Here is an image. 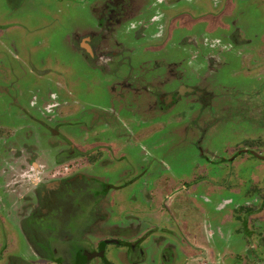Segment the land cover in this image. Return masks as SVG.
Masks as SVG:
<instances>
[{"label": "flooded vegetation", "instance_id": "1", "mask_svg": "<svg viewBox=\"0 0 264 264\" xmlns=\"http://www.w3.org/2000/svg\"><path fill=\"white\" fill-rule=\"evenodd\" d=\"M24 1L8 0L5 6L9 9L0 12V46L10 44L17 50V46H23L24 34L39 33L45 26L40 19H33L34 23L26 25L11 18L10 9L20 8ZM195 1L200 0H92V4L95 3L93 13L91 11L94 22L90 30L76 34V48L83 52L92 69L99 70L107 84L114 83L111 105L114 106L113 119L116 123L120 121L118 110L122 113L130 111L135 116L137 110L141 114L145 111L160 114V120L155 122L158 127L161 123L170 125L172 120H185L187 115L193 114V110L202 106V112L196 117L216 116L213 120L208 119L209 125L230 124L234 117L244 116V120L254 124L255 135L250 131L244 132L246 137L242 136L235 142L231 152L224 157L214 154L209 158L204 154L209 162L197 175L187 178L173 175L162 179L157 176L154 183V179L147 183V178L156 173H152L154 166L145 163L148 165L146 168L145 164L141 165L146 160L139 153L135 157L142 162L130 159L124 140L107 135V126L99 133L93 128L95 122L82 116L81 124L86 123L88 129L78 134L80 129L73 126L70 117L78 110L73 105L83 101L82 92H67L65 83L51 80L58 91L44 94L42 83H35L29 86L31 94L29 91L28 100L19 96L21 91H17L18 95L0 97V209L5 211L0 221L9 220L13 224L17 220L33 254L31 259H23L15 254V250L8 251L5 247L0 249V262L3 257L9 259V263L3 261L7 264L11 263V258H18L19 264H152L157 246L154 243L158 241L150 235L158 236L161 231L159 236L168 237L169 244L161 251L160 261L162 264H177L174 253L177 237L186 235L188 239L193 231H197V240L203 241L206 232L199 224L195 227L187 219L178 235L172 221L178 216L174 201L178 194L186 192L196 196L203 188L209 194L237 196L236 203L231 197L222 198L217 210L231 205L232 215L228 218H234L233 214L240 210L241 215L236 214L237 219L229 221L235 222L238 233L250 242L245 254H237L222 264H255V258L258 259L257 264L260 263L264 257L260 250L264 248V213L260 216L256 212L264 210V185L255 181L254 177L259 175V163L264 164V154H261L264 147L257 149L254 141L264 137V91L246 88L244 92L237 83L233 87L240 89H236L233 97L223 96L222 92L210 90L201 79L203 70L206 76H212L222 66L221 55L214 59L210 52L203 51L207 45L217 46L224 56L238 53L244 58L240 60L246 76L252 74L257 58L249 47L251 40L245 38L242 29H234L235 32L230 34L233 43L230 44L223 37L213 38L212 34L217 33L215 28L223 25L211 26L209 12L202 15L201 21L197 19L193 9ZM213 1L219 3L221 0ZM13 3L15 5L12 6ZM45 19L50 22L59 17L48 14ZM177 21L181 27L193 30L185 39L191 44L184 47L189 53L184 63L176 58L163 60V55H158L163 56L162 59L141 60L142 68L153 63V69L159 72L157 75L152 70L149 78L135 72L134 64L129 62L130 66L125 65V56H131L133 52V41L141 38L154 43L162 33L161 30L160 33L159 30L155 32L157 27L174 26ZM200 24L209 33V37L205 36L202 41L201 32L195 35L198 30L195 26ZM194 53L199 60L194 68L199 66L200 72L195 71L192 81V60L189 58ZM30 61L33 62V59ZM36 62L43 63L44 60L36 59ZM256 71V75L264 74V67L260 66ZM72 94L73 102L70 99ZM17 98L22 100L17 103ZM182 104L186 106H180L183 109L177 116L170 117L169 114ZM214 106L217 111L212 110ZM138 116L142 119V115ZM168 116L171 121L165 118ZM123 125L126 126L125 123ZM151 130L147 124L142 129L136 128V140L143 137L148 144ZM93 133L102 135L101 139L92 137ZM237 136L241 137V133ZM152 157L157 159L156 155ZM252 167L255 171L248 179L246 174ZM139 182L144 185L140 187ZM140 194L147 197L143 196L141 202L134 201ZM83 204L87 207L84 208ZM201 210L205 216L209 215L205 205L201 206ZM89 215L93 219H86ZM256 217L258 220L255 221ZM130 219L134 222H128ZM254 225L258 229L256 235L247 228ZM255 241L258 245L254 249L252 243ZM8 245L16 249L11 243ZM210 251L206 250V253ZM239 258L247 261H240Z\"/></svg>", "mask_w": 264, "mask_h": 264}, {"label": "rangeland", "instance_id": "2", "mask_svg": "<svg viewBox=\"0 0 264 264\" xmlns=\"http://www.w3.org/2000/svg\"><path fill=\"white\" fill-rule=\"evenodd\" d=\"M7 2L8 0H0V12L3 13V11L9 9L5 6ZM11 5L13 6L15 4L13 3ZM94 5L92 4V0H61V2L58 0H25L20 8L16 10L10 9L13 20L23 21L26 25H29L28 23H34L35 20L33 21V19H40L45 26L39 33L24 34L22 36L23 46H17V50L10 44L0 46V97L17 94V91H21L19 96L22 99L28 100L31 94L29 86L35 83H42L44 94L46 92L58 91L52 85V82H50L51 80L65 83L67 92H82L84 94V97L82 96L83 101L79 100V104L73 105L78 110L73 117H70V120L74 122L73 126L80 129L78 130V134L81 132L84 133L86 128L88 129L86 123L81 124L82 121L80 120H82V116L95 122L93 128L98 130L99 133L107 126V135H115L124 140L130 159L140 160L142 162L141 159L135 157L139 153L146 160L141 165L147 163L154 166L152 173H156L147 178V183H150L153 179L154 183L157 176H160L162 179L165 176L173 175L177 177L186 176L185 178L193 174L197 175L202 171L203 165L209 162L204 154H207L209 158L213 157L214 154L219 157H224L228 152H231V148L235 142L239 141L242 136L246 137L244 132L250 131L252 135H255V130L252 129L254 124L247 122V119L244 120V116L239 117L238 114V117H234L235 120H231L230 124L227 122L224 125H209L210 121L208 119L213 120L216 116L204 115L202 118L196 117L202 112H200V107L202 106L193 110V114L191 115L190 113L187 115L185 120H172L170 125L161 123L164 126L160 124L158 127L155 122L160 120V114L156 112L148 113L146 111L141 114L137 110H135L136 116L131 115L129 113L130 111L122 113L123 111L118 110L120 121L116 123L113 119L115 116L112 110L114 106L111 105V102H113L111 97L114 95L111 89H113L114 83L111 81L107 84L100 75L99 70L97 71L90 67L89 61L83 52L78 50L75 45L76 34L91 29L90 27L94 22V18L92 17ZM193 5L197 19L201 21L203 18L202 15L209 12L208 16L210 17L211 26L223 25L215 28L217 29V33L212 34L213 38L217 36L223 37L225 42L230 44L233 43L230 34L238 29L244 30L245 38L251 40V45L249 46L252 48L251 52L254 58H257V61L253 63L252 74L246 76V71L241 66L240 60L244 58L238 53L224 56V54L219 52L217 46L213 48L207 45L203 51L206 53L210 52L214 55V59H217L221 55L219 57L222 66L219 67L218 73L211 74L212 76H206L203 70L201 79H203L204 84L215 93L222 92L221 94L223 96L227 94L231 97H233L236 89L240 88H243L244 92L246 88H252V91H264V74L256 75L258 72L256 68L260 66L264 67V0H221L219 3L213 0H200L199 2L195 1ZM180 12H185V10H180ZM48 14H54L59 19H51L50 22H47L45 21V16ZM48 18L50 19V16ZM226 20L227 23H225ZM227 24L228 26H224ZM180 25L177 21V24L174 26L167 28L157 27L155 32L159 30L160 33L161 30L162 33L156 38L154 43H149L147 40L144 41L141 38L133 41V52L131 56H125V65L130 66L129 62L134 64L135 67L133 70L135 72L149 78L152 70H155L153 69V63H149L148 66L146 64L142 68L141 60H152L155 57L162 59L165 56L163 60L167 61L176 58L184 63L189 57L188 50H184V47H189L191 44L185 39L192 34L193 30L181 27ZM17 26L20 27V24H17ZM51 26L57 27V29L48 30L47 27ZM195 29H198L195 35H199L201 32V41L205 36L209 37V33L205 31L202 24L196 25ZM169 35L172 36L171 40H169ZM126 37L130 38L128 36ZM203 47L204 45L201 46V48ZM192 48L195 50V47ZM158 55L163 56L158 57ZM128 58H131V60H127ZM31 59H33V62L30 61ZM36 59L41 62L44 60V62L38 63ZM189 59L192 60L190 64L193 75L190 78L193 81L195 79V71L200 72L199 66L194 68V65L199 60L195 57V53ZM159 62L162 65H167L163 61ZM217 64H219L218 61ZM217 64L215 66L216 69ZM179 70L180 67L177 68L178 72ZM143 71L144 73H142ZM155 71L158 75L159 72L157 70ZM237 83L240 84V88L233 87ZM19 99L22 100L21 98H17V103L20 102ZM70 99L73 102L74 94L70 96ZM180 106L185 107L186 104L179 105L175 112L169 114L170 117L177 116L178 112L183 109ZM215 109L217 108L214 106L212 110L217 111ZM138 115H142V119ZM76 122L77 124H75ZM90 123L92 124V122ZM123 123L127 127H124ZM145 124L149 125L150 129H152L150 135L147 137V139L149 138L148 144H145L147 140H143V137L136 140V128L142 129ZM72 130L73 132L75 131L73 128ZM259 131L261 132V130ZM238 133H241V137L237 136ZM251 133L248 134L251 135ZM92 137L101 139L102 135L97 133ZM254 142L257 145V149L264 147V137H259ZM157 144H159V147H157ZM153 149L155 151H151ZM261 154H264V150L261 151ZM153 155H156L157 159L153 158ZM147 164H145L146 168H148ZM258 167V171L260 170L259 175L255 176L254 180L263 182L264 185V164L260 162ZM254 171L255 169L252 167L247 172L246 177L248 179L251 178ZM139 185L142 187L144 184L139 182ZM260 186L262 185L260 184ZM202 189L200 188L196 196L193 193L187 194L186 192L178 194V198L174 201L177 206L178 216H174L175 219L172 218V221L178 235L180 234L179 230L182 228V224L187 219L190 222L192 221L195 227L199 224L198 226L201 230L206 232L203 241L197 240V231H193L188 239H186V235L177 237V249L174 251L177 264H222L223 262L230 261V258L237 254H245L249 247L250 242L248 239L238 233L236 223L232 222L237 219L236 214L241 215L242 212L237 210L236 214H233L234 218H228L229 215H232V208L229 207L231 205L217 210V204L222 198L231 197L236 203L238 202L237 196L229 193L223 195L209 194L206 191L207 194H202L205 193L203 191L204 189ZM143 196L147 197L146 195L140 194L137 196L138 199L135 198L134 201L139 200L141 202ZM173 196L174 194L171 197ZM129 197L131 198V194H129ZM202 205L208 207V216L202 214ZM83 207L86 208L87 205L83 204ZM4 212L1 208V217L5 216L3 215ZM256 213L263 216L264 210L257 211ZM88 218L93 219V216H86V219ZM254 219L255 221L258 220L257 217ZM128 222L133 223L134 220L130 219ZM124 224L126 223L124 222ZM255 225L259 226V224ZM255 225L253 227H247L250 232L254 231L252 233L254 235L257 234L258 230ZM160 234H162L161 231H159L158 236L154 234L150 235L153 240L156 239L158 241V243H154V246H157L155 247V261L152 264H162L160 261L161 251L169 244V238H162L159 236ZM221 234H224V236L221 237ZM10 236L15 241H12ZM7 240L9 243H7ZM10 243L16 249L11 245L9 246L8 244ZM252 245L255 249L258 243L255 241ZM5 247L8 251L15 250V254L20 255L23 259H31L33 257L27 238L22 234L17 220H14L13 224L9 220L0 221V249H4ZM151 249L148 248L147 250ZM206 250L211 251L208 254ZM260 250L264 253V248ZM263 258L259 261V264H264ZM1 259L9 263L8 258V261L3 257ZM241 260L247 261L244 258H241ZM3 261L0 264H7ZM211 261H214V263ZM257 261L258 259L255 258L254 263L257 264ZM11 263L19 264L20 260L18 258H11Z\"/></svg>", "mask_w": 264, "mask_h": 264}]
</instances>
